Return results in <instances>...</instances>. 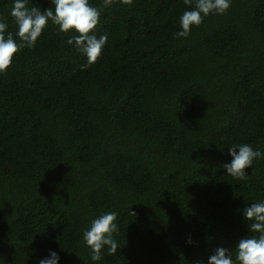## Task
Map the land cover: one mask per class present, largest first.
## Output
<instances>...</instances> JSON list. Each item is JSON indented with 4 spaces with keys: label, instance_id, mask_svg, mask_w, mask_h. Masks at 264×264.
<instances>
[{
    "label": "trees",
    "instance_id": "1",
    "mask_svg": "<svg viewBox=\"0 0 264 264\" xmlns=\"http://www.w3.org/2000/svg\"><path fill=\"white\" fill-rule=\"evenodd\" d=\"M95 63L48 22L0 73V264H208L250 233L244 209L264 202V156L238 180L228 148L264 153V0H230L187 38L183 0H89ZM0 18L19 42L10 10ZM26 6L54 10L51 0ZM86 66V67H85ZM115 212L99 261L83 233ZM132 213L134 215H132ZM191 239V243H189Z\"/></svg>",
    "mask_w": 264,
    "mask_h": 264
},
{
    "label": "clouds",
    "instance_id": "2",
    "mask_svg": "<svg viewBox=\"0 0 264 264\" xmlns=\"http://www.w3.org/2000/svg\"><path fill=\"white\" fill-rule=\"evenodd\" d=\"M113 0H104L103 7H108ZM124 5H131L133 0H120ZM191 6L180 17L181 31L176 32L175 38H187L193 26H199L210 14L223 15L230 8V0H183ZM54 10L26 6L27 0H14L10 16L14 19L18 31L19 42L11 32L7 35L8 25L0 18V73H6L11 67L15 55L24 48H32L41 36L48 22L58 26L59 31L68 33L74 31L79 35L67 40L68 45L87 57L88 64L95 63L107 43L108 36L97 38L92 34L100 22L101 9L90 4L89 0H51ZM86 67V66H85ZM232 159L224 164L227 174L238 180L248 179L245 169L251 168L253 161L264 156L259 150H254L249 144H233L228 148ZM250 233L254 234L239 240L234 252L225 247H217L208 259V264H264V202H254L243 212ZM132 215H134L132 213ZM117 214L107 212L92 220L90 227L84 231L83 240L91 249V260L102 259L101 251L107 246L110 255H115L119 248L114 234L119 227L115 222ZM191 243V239L188 241ZM59 256L50 252L49 256L41 259L39 264H58Z\"/></svg>",
    "mask_w": 264,
    "mask_h": 264
}]
</instances>
